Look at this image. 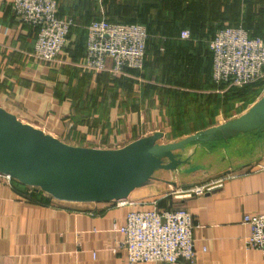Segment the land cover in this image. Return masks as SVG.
<instances>
[{
	"label": "crops",
	"instance_id": "obj_1",
	"mask_svg": "<svg viewBox=\"0 0 264 264\" xmlns=\"http://www.w3.org/2000/svg\"><path fill=\"white\" fill-rule=\"evenodd\" d=\"M13 1L0 0V105L69 144L118 148L156 132L186 137L246 111L234 115L230 88L213 79L209 41L235 25L264 39V0H57L60 16L76 26L55 62L36 59L38 27L15 17ZM102 17L147 28L142 71L84 67L87 26ZM184 28L191 39L180 38ZM263 131L203 194H184L194 185L186 176L175 184L156 176L124 198L98 202L56 200L0 180V263L130 264L118 247L120 228L128 212L157 200L188 208L198 225L195 259L168 264H264L260 250L245 247L243 223L246 213L264 212Z\"/></svg>",
	"mask_w": 264,
	"mask_h": 264
},
{
	"label": "built area",
	"instance_id": "obj_2",
	"mask_svg": "<svg viewBox=\"0 0 264 264\" xmlns=\"http://www.w3.org/2000/svg\"><path fill=\"white\" fill-rule=\"evenodd\" d=\"M13 11L19 21L38 27L34 48L36 59L55 62L76 26L73 17L59 15L57 0H14ZM180 38L191 39L190 29H182ZM147 41L148 31L141 23H121L104 17L93 19L87 26L83 65L94 71L114 74H124L128 69L142 71ZM209 47L216 82L225 83L228 88L264 82V39L261 36H252L243 25L225 26L216 31ZM0 180L10 182L16 179L0 171ZM27 187L30 192L53 197L41 188ZM210 188V185H202L187 189L184 194H203ZM152 204V208L128 212L120 228L124 236L118 247L126 250L129 263L192 262L197 252L195 232L198 226L193 213L185 207H159L157 200ZM243 223L249 227L244 238L245 247L260 250L264 257V212L246 213Z\"/></svg>",
	"mask_w": 264,
	"mask_h": 264
},
{
	"label": "water",
	"instance_id": "obj_3",
	"mask_svg": "<svg viewBox=\"0 0 264 264\" xmlns=\"http://www.w3.org/2000/svg\"><path fill=\"white\" fill-rule=\"evenodd\" d=\"M262 130L264 94L242 114L182 139L160 142L163 133L156 132L118 148L69 144L0 105V171L60 200L110 201L154 179L157 169H177L183 161L178 151L190 142L230 140Z\"/></svg>",
	"mask_w": 264,
	"mask_h": 264
},
{
	"label": "rangeland",
	"instance_id": "obj_4",
	"mask_svg": "<svg viewBox=\"0 0 264 264\" xmlns=\"http://www.w3.org/2000/svg\"><path fill=\"white\" fill-rule=\"evenodd\" d=\"M244 1V0H242ZM258 18V17H257ZM255 18V19H257ZM109 62V59L107 60ZM248 100L234 96L233 100V113L238 114L241 110L249 108L254 102L260 98L261 92H249ZM240 114V113H239ZM255 132L245 134L237 139L214 141L209 143L190 142L178 153L182 157V162L175 170L172 169H157L154 173V177L158 176L160 179H169L170 182H176L181 177L186 176L185 179L189 180L191 186L188 189H193L199 186H206L211 180H215L224 175L225 169L228 164L235 159H239L242 152H246V149L253 147L256 144ZM264 136V131L262 132ZM172 138L164 137L166 142L176 141L184 138ZM171 158H166L165 161H169ZM200 165L201 167L195 171L183 172L181 169ZM158 177H156L158 179ZM155 178V179H156ZM202 181V183L195 184Z\"/></svg>",
	"mask_w": 264,
	"mask_h": 264
},
{
	"label": "trees",
	"instance_id": "obj_5",
	"mask_svg": "<svg viewBox=\"0 0 264 264\" xmlns=\"http://www.w3.org/2000/svg\"><path fill=\"white\" fill-rule=\"evenodd\" d=\"M60 15V14H59ZM74 19V17H73ZM74 27L72 28L71 32H73ZM252 36H260V35H256V34H252L250 33ZM210 48V47H209ZM263 87V81H256L250 84H247L243 87H231L228 91L229 94L233 95V100H234V96L239 97V98H244L245 101L248 100V96H250L249 92H261Z\"/></svg>",
	"mask_w": 264,
	"mask_h": 264
}]
</instances>
